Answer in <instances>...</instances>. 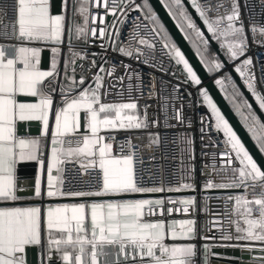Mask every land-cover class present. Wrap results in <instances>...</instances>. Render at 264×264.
I'll return each mask as SVG.
<instances>
[{
	"label": "snow or ice",
	"instance_id": "6c2138e0",
	"mask_svg": "<svg viewBox=\"0 0 264 264\" xmlns=\"http://www.w3.org/2000/svg\"><path fill=\"white\" fill-rule=\"evenodd\" d=\"M256 47L264 0H0V264H264Z\"/></svg>",
	"mask_w": 264,
	"mask_h": 264
},
{
	"label": "water",
	"instance_id": "95a60500",
	"mask_svg": "<svg viewBox=\"0 0 264 264\" xmlns=\"http://www.w3.org/2000/svg\"><path fill=\"white\" fill-rule=\"evenodd\" d=\"M194 11V10H193ZM159 14L161 16H163V18L165 19V21L167 22V26L169 27V29L172 31V33L174 34V38L177 39V41L182 45L183 50H185L186 52H188V54L190 56H192L193 54L189 51V45L187 44L186 41H184L181 37V34L178 32V30L174 27V23L171 21V18L168 17L165 13L164 10H161L159 12ZM206 35H208L206 33ZM192 62L194 64H196V59L193 57ZM198 67H201L200 65H197ZM237 82L241 83L239 81L238 76H236ZM207 86L209 88L212 89L213 95H214V99L217 100L218 105L221 107V110L224 111L226 113V115L228 116L230 123H232L234 125V127H236V129L238 130V134L242 136L243 139H245L246 141H250L251 137L250 135H248L246 133V130L243 129V126L239 123L238 118L235 116V113L231 110L230 105L228 104V102L223 98V95L219 93V89L216 87H213V82H208ZM245 92V96L248 97L249 102L253 104L254 109L257 111V114L261 116L262 119H264V112H260L258 105H256L254 99L251 98L250 93L247 92L246 89H242ZM246 146L248 147H252L251 144H246ZM216 249H214L215 251ZM220 251L223 252V254H226V256H239L240 252L238 249H232V248H227V249H221ZM246 258V257H245ZM213 260L215 261L216 258L214 257ZM218 264H231L230 261L221 258L218 262Z\"/></svg>",
	"mask_w": 264,
	"mask_h": 264
},
{
	"label": "built area",
	"instance_id": "2783aa9c",
	"mask_svg": "<svg viewBox=\"0 0 264 264\" xmlns=\"http://www.w3.org/2000/svg\"><path fill=\"white\" fill-rule=\"evenodd\" d=\"M97 49H93V51H96ZM251 55L260 58L261 60H264V48H253V51L250 53ZM145 71L147 72L148 69L145 68ZM195 148H196V154H197V164L199 166V151H200V142L199 138H196V143H195ZM209 207L213 209V211H222V206L218 209L217 203L215 201H211L209 203ZM175 218H184L181 214H177ZM215 231V229H213Z\"/></svg>",
	"mask_w": 264,
	"mask_h": 264
},
{
	"label": "crops",
	"instance_id": "0c3cea01",
	"mask_svg": "<svg viewBox=\"0 0 264 264\" xmlns=\"http://www.w3.org/2000/svg\"><path fill=\"white\" fill-rule=\"evenodd\" d=\"M47 52V49L45 50ZM42 55H44L42 53ZM31 135H39V122H31V127L28 129ZM27 164L28 169L31 171L32 168L35 166L36 162H22ZM226 256V254H224Z\"/></svg>",
	"mask_w": 264,
	"mask_h": 264
}]
</instances>
